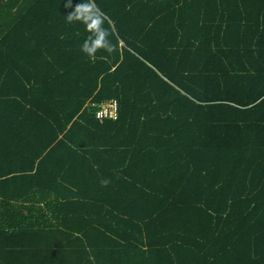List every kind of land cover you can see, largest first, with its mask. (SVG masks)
<instances>
[{"label":"trees","instance_id":"16d2710c","mask_svg":"<svg viewBox=\"0 0 264 264\" xmlns=\"http://www.w3.org/2000/svg\"><path fill=\"white\" fill-rule=\"evenodd\" d=\"M66 2L0 1V138L37 151L0 164V264H264V0H95V61Z\"/></svg>","mask_w":264,"mask_h":264},{"label":"clouds","instance_id":"9594fccd","mask_svg":"<svg viewBox=\"0 0 264 264\" xmlns=\"http://www.w3.org/2000/svg\"><path fill=\"white\" fill-rule=\"evenodd\" d=\"M66 8H72V0H67L64 5ZM69 24L80 23L88 33L81 45V51L90 60L95 61L98 52H107L112 54L117 50L116 45L109 39L111 33L104 27L105 15L95 3V0H82L77 4L65 18ZM104 59V57H101ZM100 184L107 187L111 180L102 179Z\"/></svg>","mask_w":264,"mask_h":264},{"label":"crops","instance_id":"0c3cea01","mask_svg":"<svg viewBox=\"0 0 264 264\" xmlns=\"http://www.w3.org/2000/svg\"><path fill=\"white\" fill-rule=\"evenodd\" d=\"M7 128H10V126H8ZM33 147L34 146L32 144H24V142L22 144V141H19L12 137L9 138V135H7L6 138H0V164H3V162H6L8 160L32 163L37 155V151H35ZM27 150H31L29 154L26 152ZM42 179L45 181L43 185H38L37 182L31 181L30 183L34 187L29 188L27 187L26 183L23 182L22 185H18L16 189H76L74 187H70L61 183V181L59 180V173H55L52 180L49 178L48 182L46 181V177H42ZM81 189H84L83 186H81ZM43 205L44 204L40 205L39 207ZM55 217V215L51 214L50 211H48V219L46 220L47 223H50V218L54 219V223H58V218L56 219Z\"/></svg>","mask_w":264,"mask_h":264},{"label":"built area","instance_id":"2783aa9c","mask_svg":"<svg viewBox=\"0 0 264 264\" xmlns=\"http://www.w3.org/2000/svg\"><path fill=\"white\" fill-rule=\"evenodd\" d=\"M7 1V0H0ZM97 110L95 111V117L101 123L107 120L117 121L120 118L121 105L116 99L105 101L100 104H92Z\"/></svg>","mask_w":264,"mask_h":264}]
</instances>
